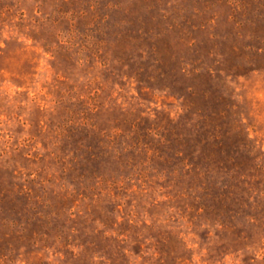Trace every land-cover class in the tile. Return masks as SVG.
<instances>
[{
    "label": "rangeland",
    "instance_id": "374dc122",
    "mask_svg": "<svg viewBox=\"0 0 264 264\" xmlns=\"http://www.w3.org/2000/svg\"><path fill=\"white\" fill-rule=\"evenodd\" d=\"M0 264H264V0H0Z\"/></svg>",
    "mask_w": 264,
    "mask_h": 264
}]
</instances>
